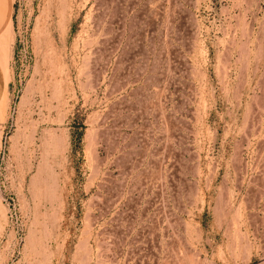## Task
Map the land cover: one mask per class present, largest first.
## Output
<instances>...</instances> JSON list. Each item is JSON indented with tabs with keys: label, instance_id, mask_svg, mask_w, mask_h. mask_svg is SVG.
I'll return each mask as SVG.
<instances>
[{
	"label": "rangeland",
	"instance_id": "obj_1",
	"mask_svg": "<svg viewBox=\"0 0 264 264\" xmlns=\"http://www.w3.org/2000/svg\"><path fill=\"white\" fill-rule=\"evenodd\" d=\"M6 50L0 264H264V0H14Z\"/></svg>",
	"mask_w": 264,
	"mask_h": 264
},
{
	"label": "crops",
	"instance_id": "obj_2",
	"mask_svg": "<svg viewBox=\"0 0 264 264\" xmlns=\"http://www.w3.org/2000/svg\"><path fill=\"white\" fill-rule=\"evenodd\" d=\"M14 15V0H0V41L3 37L7 35L12 25ZM1 60L0 61V108L4 102L6 92H7V78L5 74V70L3 67L5 65V56H8V51L0 53ZM4 61V62H3Z\"/></svg>",
	"mask_w": 264,
	"mask_h": 264
},
{
	"label": "bare ground",
	"instance_id": "obj_3",
	"mask_svg": "<svg viewBox=\"0 0 264 264\" xmlns=\"http://www.w3.org/2000/svg\"><path fill=\"white\" fill-rule=\"evenodd\" d=\"M4 63H5V62H4ZM5 65H6V64H5ZM5 69H6V67H5ZM1 107H2V106H1ZM4 109H5V108H4ZM2 112H3V108H0V119L2 118V115H3ZM4 119H5V118H4ZM4 119H3V120H4ZM1 121H2V120H1Z\"/></svg>",
	"mask_w": 264,
	"mask_h": 264
}]
</instances>
